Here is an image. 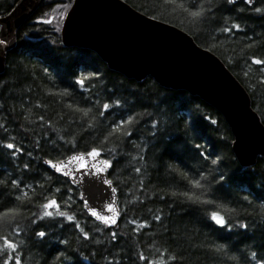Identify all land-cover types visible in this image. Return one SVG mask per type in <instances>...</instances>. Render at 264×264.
Instances as JSON below:
<instances>
[{"label":"trees","instance_id":"1","mask_svg":"<svg viewBox=\"0 0 264 264\" xmlns=\"http://www.w3.org/2000/svg\"><path fill=\"white\" fill-rule=\"evenodd\" d=\"M18 1L0 0V18ZM122 1L218 57L264 125V65L251 63L264 60V0L251 7L227 0ZM72 2L45 0L18 29L0 74V214L8 213L0 218V247L4 237L16 243L21 264H264V157L242 167L224 117L199 97L150 77L128 79L94 52L65 47L61 25ZM196 8L203 15L194 19ZM92 149L112 162L108 177L120 211L113 229L91 220L79 190L45 164ZM197 179L202 187L193 189ZM50 199L73 221L40 219ZM213 211L230 230L210 220ZM8 252H0V264Z\"/></svg>","mask_w":264,"mask_h":264},{"label":"water","instance_id":"2","mask_svg":"<svg viewBox=\"0 0 264 264\" xmlns=\"http://www.w3.org/2000/svg\"><path fill=\"white\" fill-rule=\"evenodd\" d=\"M44 1L19 0L7 16L0 18V74L6 55L16 46L18 29ZM254 2L236 0L232 4L251 7ZM46 21L52 22V17ZM61 40L65 47L94 52L109 69L128 79L140 82L150 77L162 87L187 91L205 101L230 127L233 152L242 167H252L258 157H264V125L252 109L247 92L218 57L197 45L184 31L149 18L122 0H73L61 25ZM89 152L51 161L67 164L73 156L86 157L84 161H73L62 172L45 164L53 174L79 190L91 220L113 229L120 211L116 189L108 177L110 168L96 174L95 167H102L99 162L106 159L100 155L92 160L87 157ZM85 164L88 167L82 168ZM69 169L72 170L69 175L62 174ZM110 205L116 210L115 224L106 225L91 215L96 211L98 215L111 217L113 213L107 210Z\"/></svg>","mask_w":264,"mask_h":264},{"label":"snow or ice","instance_id":"3","mask_svg":"<svg viewBox=\"0 0 264 264\" xmlns=\"http://www.w3.org/2000/svg\"><path fill=\"white\" fill-rule=\"evenodd\" d=\"M227 2L229 4H232V3H235L236 0H227ZM246 3H251V0H245ZM197 3H199V0H197ZM183 6V5H181ZM187 10V9H186ZM255 11L257 13H260L262 12V9L257 7L255 8ZM190 15L191 17H193L194 19L195 18H199L203 15V9L202 8H196L194 10H191L190 11ZM46 23H50L51 21H45ZM233 28L237 31L240 30V26L239 25H236L234 24L233 25ZM225 31H229V29H225ZM251 63L254 64V65H264V60L262 59H257V58H253L251 60ZM261 71H264V68H261L260 69ZM78 84H81L83 85L84 81L83 80H78L77 81ZM110 105L108 103H105L103 105V108L105 111H107L109 109ZM86 114V113H85ZM9 150H14V153L15 152H19L20 149L19 148H16L12 143H8L5 145ZM101 155V152L97 149H92V151H90L88 154H87V157L88 158H91L92 160H96L97 157H99ZM86 159L85 156H73L68 162L67 164H64V163H61V164H52L51 161H46L45 163L49 164L50 167H53L55 169L56 172H62V169H66L68 168V165L72 164L73 161H84ZM100 165H102V167H95V173L96 174H100L102 173L103 171H106L107 169H109L110 167H112V162L111 161H108V160H102L99 162ZM27 167V165L25 166ZM88 167V165H82V168H86ZM71 169H69L68 171H64L62 174L64 175H69L71 173ZM77 171H80V169H77ZM137 172L140 171L139 168L136 169ZM84 175H89L91 173H88V172H84L83 173ZM203 178V177H201ZM14 185L16 184V181H13L12 182ZM106 183H110V181H107ZM191 183V187L193 189H199L202 187V184H201V180L200 179H197V180H193V181H190ZM57 191H59V189H57ZM113 191H115V189H113ZM24 195L26 196L27 193H24ZM184 195L187 196V198L189 200H192L194 202L196 201H199L200 200V197L195 195L194 193L193 194H189V193H185ZM17 199H20V197H17ZM207 202V201H205ZM87 206V205H86ZM42 208L44 209L42 215L40 216V219H43L45 217H53L54 215H59L61 217H66V219L71 222L73 221L74 217L73 216H70V215H67L65 212L63 211H60V205L57 203V201L55 199H50L48 200L47 203L43 204L42 205ZM51 210H55V211H51ZM109 212H112L113 215L111 217H105V216H102V215H98L96 211H92L91 212V215L94 216L96 219L98 220H101L103 221L106 225L107 224H115L116 223V210L110 205L107 209ZM8 213H3V214H0V218H2V216L4 215H7ZM157 220H160L161 217L157 216L156 217ZM210 220L218 227L222 228V229H226V230H230V225L227 221V219L225 218L224 215L220 214V212L218 211H213L211 213V216H210ZM33 223H35V221H33ZM146 225H139V227L143 228L145 227ZM76 227H80L78 224L76 225ZM241 228L243 229H247L248 225L247 224H242L240 225ZM81 232H83V229H81ZM17 235H19V233H17ZM36 235L39 237V238H44L46 233L44 231H39L36 233ZM113 236L116 235V233H112ZM88 234L87 233H84V239H88ZM3 239V245L2 247H0V252H3V250L6 248L9 250L8 254H7V257L4 259L3 261V264H21V258L20 256L17 254V255H13V253H16L17 252V244L10 241L9 239H7L6 237L2 238ZM253 257H255V253H253ZM141 260H144L145 257L144 256H141L140 257ZM158 264H163V261H160L158 262Z\"/></svg>","mask_w":264,"mask_h":264}]
</instances>
